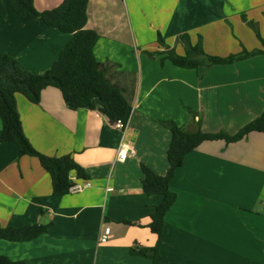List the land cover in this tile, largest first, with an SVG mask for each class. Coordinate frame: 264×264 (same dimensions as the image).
I'll use <instances>...</instances> for the list:
<instances>
[{
    "label": "crops",
    "instance_id": "0c3cea01",
    "mask_svg": "<svg viewBox=\"0 0 264 264\" xmlns=\"http://www.w3.org/2000/svg\"><path fill=\"white\" fill-rule=\"evenodd\" d=\"M63 1L34 3L43 12ZM250 21L264 26V0H90L86 28L100 36L95 56L127 91L129 117L114 129L98 110L69 109L54 87L38 104L16 95L33 147L49 157L71 155L92 186L55 196L38 158L0 143V227L51 225L34 240L0 239V255L29 264H153L130 251L158 242L148 225L164 197L144 193L142 166L160 176L168 171L172 134L160 120L191 132L237 134L264 112V54L184 69L149 53L174 48L184 55L185 33L193 45L202 38L211 56L243 52L241 40L253 48L248 52L261 50ZM72 38L41 19L21 20L0 0V52L30 72L50 69ZM123 148L134 154L121 161ZM170 189L176 200L164 217L162 264H264V131L230 144L203 142L185 156Z\"/></svg>",
    "mask_w": 264,
    "mask_h": 264
},
{
    "label": "trees",
    "instance_id": "16d2710c",
    "mask_svg": "<svg viewBox=\"0 0 264 264\" xmlns=\"http://www.w3.org/2000/svg\"><path fill=\"white\" fill-rule=\"evenodd\" d=\"M90 0H64L62 4L52 10L39 12L34 0H8L10 6L25 21L41 19L49 27L72 34V40L60 53L50 69L44 73L35 74L27 70L16 58L0 52V118L2 130L0 143L11 142L18 147L19 156L38 158L42 167L49 173L55 196H65L77 181H87L90 177L71 155L49 157L37 151L24 133L21 117L17 107L16 95L21 94L29 101L38 104L43 90L54 87L61 91L67 107L71 110H98L111 121L127 120L130 114V101L127 91L115 84L109 78L110 65L97 61L95 46L100 39L97 32L86 28L88 22V5ZM246 16L243 20L246 22ZM255 26L254 22H248ZM257 32V31H256ZM261 37L260 33H257ZM263 43H264V39ZM179 41L185 46V54L180 55L173 48L171 50L149 53L161 56V62L171 61L175 66L184 69H195L200 66L217 64H231L236 61L264 54L261 50L243 51L227 58L211 56L203 48L202 38L196 45L190 41L188 34L179 36ZM157 43L168 49L165 38L160 33ZM188 111L192 114L191 109ZM172 134L171 145L167 157L169 168L164 176L156 174L152 169L143 165V191L149 197L160 195L164 201L151 214L148 225L152 233L158 236L154 247L132 248L131 254L149 258L153 264H162L161 247L164 231V217L174 205L176 195L170 189V182L178 168L183 166L185 156L196 150L205 141L224 140L235 143L252 132L264 131L263 114L245 125L237 134L230 135L225 131L216 134L203 133L201 130L191 132L171 120H160ZM51 225L32 224L21 228L0 227V239L10 242L30 241L49 231ZM0 264H29L26 261H13L0 255Z\"/></svg>",
    "mask_w": 264,
    "mask_h": 264
},
{
    "label": "built area",
    "instance_id": "2783aa9c",
    "mask_svg": "<svg viewBox=\"0 0 264 264\" xmlns=\"http://www.w3.org/2000/svg\"><path fill=\"white\" fill-rule=\"evenodd\" d=\"M125 121L126 120L118 119V120H115V121H110V123H111V126L114 129L122 130L125 127ZM129 151H131V153L134 154L133 149L129 150ZM129 151L126 150L125 148L121 149L120 152H119V160H121V161L126 160ZM72 179L74 181H76V182H75L74 186L71 189V193H74V194L75 193H82V192H84L85 190L89 189L92 186V184H91V182L89 180H87V181H77L75 177H73ZM106 240H107L106 237L101 238V242L102 243L106 242Z\"/></svg>",
    "mask_w": 264,
    "mask_h": 264
},
{
    "label": "rangeland",
    "instance_id": "374dc122",
    "mask_svg": "<svg viewBox=\"0 0 264 264\" xmlns=\"http://www.w3.org/2000/svg\"><path fill=\"white\" fill-rule=\"evenodd\" d=\"M248 29L250 30V33L253 34L256 43L259 44L260 47L263 48L264 43H263L262 39H264V26L263 27L260 25L248 26ZM258 32L260 33L261 37L258 36V34H257ZM240 42H241V44H240L241 50H239V51H242L243 48L247 49V51L253 49V48H250V44L247 46L248 42H245L243 40H241ZM244 49H243V51H245Z\"/></svg>",
    "mask_w": 264,
    "mask_h": 264
}]
</instances>
